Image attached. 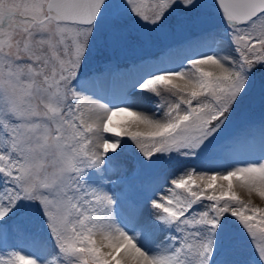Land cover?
<instances>
[{
    "label": "snow or ice",
    "instance_id": "6c2138e0",
    "mask_svg": "<svg viewBox=\"0 0 264 264\" xmlns=\"http://www.w3.org/2000/svg\"><path fill=\"white\" fill-rule=\"evenodd\" d=\"M0 264H264V0H0Z\"/></svg>",
    "mask_w": 264,
    "mask_h": 264
},
{
    "label": "rangeland",
    "instance_id": "374dc122",
    "mask_svg": "<svg viewBox=\"0 0 264 264\" xmlns=\"http://www.w3.org/2000/svg\"><path fill=\"white\" fill-rule=\"evenodd\" d=\"M240 195L243 196V195H242V192L240 193ZM244 197L246 198V196H244ZM257 202H258V201H257Z\"/></svg>",
    "mask_w": 264,
    "mask_h": 264
},
{
    "label": "bare ground",
    "instance_id": "6f19581e",
    "mask_svg": "<svg viewBox=\"0 0 264 264\" xmlns=\"http://www.w3.org/2000/svg\"><path fill=\"white\" fill-rule=\"evenodd\" d=\"M242 195H243V196H245V194H244V193H242Z\"/></svg>",
    "mask_w": 264,
    "mask_h": 264
}]
</instances>
